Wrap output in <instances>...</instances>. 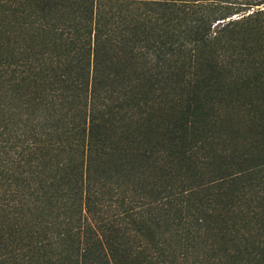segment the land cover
Segmentation results:
<instances>
[{
  "label": "trees",
  "instance_id": "16d2710c",
  "mask_svg": "<svg viewBox=\"0 0 264 264\" xmlns=\"http://www.w3.org/2000/svg\"><path fill=\"white\" fill-rule=\"evenodd\" d=\"M0 264H264V0H0Z\"/></svg>",
  "mask_w": 264,
  "mask_h": 264
}]
</instances>
